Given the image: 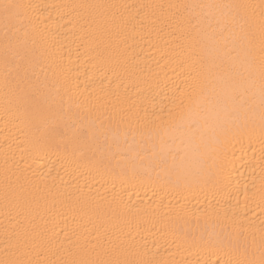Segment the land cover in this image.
<instances>
[{"label":"bare ground","instance_id":"6f19581e","mask_svg":"<svg viewBox=\"0 0 264 264\" xmlns=\"http://www.w3.org/2000/svg\"><path fill=\"white\" fill-rule=\"evenodd\" d=\"M0 264H264V0H0Z\"/></svg>","mask_w":264,"mask_h":264}]
</instances>
